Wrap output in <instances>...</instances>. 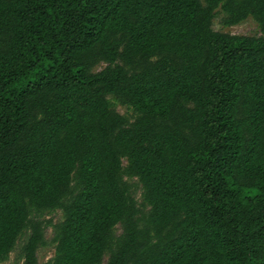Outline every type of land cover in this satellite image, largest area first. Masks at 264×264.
Instances as JSON below:
<instances>
[{
    "label": "trees",
    "instance_id": "1",
    "mask_svg": "<svg viewBox=\"0 0 264 264\" xmlns=\"http://www.w3.org/2000/svg\"><path fill=\"white\" fill-rule=\"evenodd\" d=\"M28 205L64 209L51 264H101L119 221L105 264H264V0H0V256Z\"/></svg>",
    "mask_w": 264,
    "mask_h": 264
},
{
    "label": "rangeland",
    "instance_id": "2",
    "mask_svg": "<svg viewBox=\"0 0 264 264\" xmlns=\"http://www.w3.org/2000/svg\"><path fill=\"white\" fill-rule=\"evenodd\" d=\"M219 18L220 15L218 13L213 19V28L216 31L242 35L260 34L259 24L251 16L232 26H223L219 22ZM105 66V62H98L93 70L97 71ZM125 67L130 70L129 66ZM107 101L113 110L117 111L127 119L128 123L133 122L135 118L139 116V113L129 103L113 95H108ZM121 159L124 170L120 175V182L127 187L129 195L134 199L135 204L139 209L137 216L138 223L141 226H144L150 211V206L144 198L145 190L139 177L130 175L126 172L127 159L125 157H122ZM79 190V182L76 174L73 173L67 192L61 198L60 203L63 205L64 203L70 202ZM62 205L45 209H36L28 205V220L18 234L14 245L9 252L4 256H0V264L24 263L25 245L31 233V223H38L43 234V242L39 245L36 251L37 264H51L57 255V239L59 237L60 227L65 218V212ZM122 233L123 224L122 221H119L111 230V235L104 250L101 264H105L109 255L115 250Z\"/></svg>",
    "mask_w": 264,
    "mask_h": 264
}]
</instances>
